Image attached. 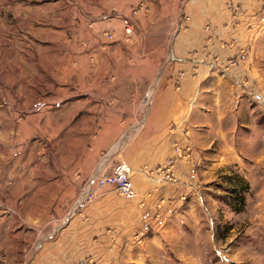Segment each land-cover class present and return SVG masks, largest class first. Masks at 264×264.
Instances as JSON below:
<instances>
[{"label": "rangeland", "instance_id": "rangeland-1", "mask_svg": "<svg viewBox=\"0 0 264 264\" xmlns=\"http://www.w3.org/2000/svg\"><path fill=\"white\" fill-rule=\"evenodd\" d=\"M168 1H153L150 18L145 1L0 0V264H264L262 1L254 3L249 48L241 51L252 56L250 69L261 79L218 84L217 101L228 100L232 91L234 111L223 128L218 124V142L200 154L191 147L172 170L173 179L162 172L168 160L143 169L153 188L135 199L109 188L70 211L82 177L98 161L122 160L125 144L140 128L125 132L108 154L97 138L101 115L90 113L86 103L95 100L87 93L112 91L117 60L130 56L132 43L148 42L164 53L142 101L146 110L174 62L178 20L175 26L171 20L149 22L162 5L171 14ZM228 6L233 16L242 12L236 2ZM181 8L178 16L185 13ZM125 18L134 27L129 38ZM145 19L159 32L141 34ZM243 108L253 113L244 116Z\"/></svg>", "mask_w": 264, "mask_h": 264}, {"label": "crops", "instance_id": "crops-1", "mask_svg": "<svg viewBox=\"0 0 264 264\" xmlns=\"http://www.w3.org/2000/svg\"><path fill=\"white\" fill-rule=\"evenodd\" d=\"M142 1L147 2L150 7V18L156 6L151 3L163 2L130 0V3L135 5ZM261 1L264 2L169 0L171 14L165 12L169 10V5H162V13L149 22L155 24L171 20L172 26H175L178 20V28L174 33L176 35L172 40L174 62H170L168 70L164 71L153 100L146 110L142 111V101L146 92L153 86L156 68L160 67L162 60L158 57L164 53L161 49L158 51L149 48L148 42L132 43L130 56H120L117 60L119 68L115 72L112 91L104 89L87 93L88 99L95 100L86 103L90 113L94 111L101 115L96 122V130L99 132L97 138L106 142L103 146L110 148L108 154L125 132L140 125L139 130L132 134L125 144L121 152L124 153L122 160H119L132 167V179L139 194H145L153 188V183L146 181L141 171L145 168L156 169L164 164L174 155L175 144L190 146L194 152L200 154L202 149L208 148L210 142H218V124L223 128L224 123L229 120L228 117H232L234 112L229 101L232 91H227L228 100L217 101L219 83H228L235 78L244 84L253 85L254 76L257 83L261 79L257 70L254 75L253 69H250L252 56L250 58L249 55H241L242 49L249 48L251 29H247V24L250 23L251 17L256 15L254 3ZM230 2L241 5L242 12L237 16L231 14L228 6ZM176 7H182L185 13L178 16L179 13H175ZM149 22L146 19L141 22V34L151 35L152 29L159 32V28H153ZM158 52L160 53L157 54ZM258 88L257 84L256 89ZM240 112L241 109H237L235 113ZM252 113L253 111L243 108L241 114L249 117ZM194 152L192 151V155ZM112 159L110 162L114 161ZM99 163L98 161L89 175L82 177V185L106 169L104 163ZM108 190L109 188H106L101 196H105Z\"/></svg>", "mask_w": 264, "mask_h": 264}, {"label": "built area", "instance_id": "built-area-1", "mask_svg": "<svg viewBox=\"0 0 264 264\" xmlns=\"http://www.w3.org/2000/svg\"><path fill=\"white\" fill-rule=\"evenodd\" d=\"M133 23L129 18L123 20V33L124 36L129 38L133 34ZM109 40L115 38L114 33H106ZM148 97V96H147ZM191 148L189 146L183 147L180 144H175L174 155L167 161L168 168L163 169L164 178L173 179L174 172L172 171L178 162H182L189 156ZM105 170L89 182L82 186L81 192L75 200L73 208L70 210L72 214L81 210L85 205L93 202L102 195L106 188H112L122 197L132 200L138 197V191L134 185L132 175V167L125 161L116 163H106Z\"/></svg>", "mask_w": 264, "mask_h": 264}, {"label": "bare ground", "instance_id": "bare-ground-1", "mask_svg": "<svg viewBox=\"0 0 264 264\" xmlns=\"http://www.w3.org/2000/svg\"><path fill=\"white\" fill-rule=\"evenodd\" d=\"M261 43V42H260ZM148 97V99L150 100V99H152V92H149L148 93V95H147ZM149 102V101H148ZM147 104V106H148V103H146ZM144 107H146V106H144ZM144 121V120H143Z\"/></svg>", "mask_w": 264, "mask_h": 264}]
</instances>
